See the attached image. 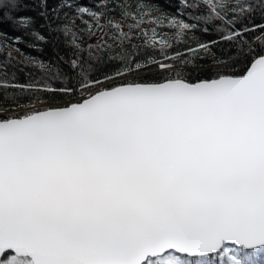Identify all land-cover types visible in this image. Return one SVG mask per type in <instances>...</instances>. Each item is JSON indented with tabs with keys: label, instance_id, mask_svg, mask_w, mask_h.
I'll use <instances>...</instances> for the list:
<instances>
[{
	"label": "snow or ice",
	"instance_id": "1",
	"mask_svg": "<svg viewBox=\"0 0 264 264\" xmlns=\"http://www.w3.org/2000/svg\"><path fill=\"white\" fill-rule=\"evenodd\" d=\"M33 3L47 35L18 0H0V28L70 55L24 56L27 82L0 59V264H264V0ZM184 13L218 38L191 46ZM84 14L104 32L87 55Z\"/></svg>",
	"mask_w": 264,
	"mask_h": 264
},
{
	"label": "trees",
	"instance_id": "2",
	"mask_svg": "<svg viewBox=\"0 0 264 264\" xmlns=\"http://www.w3.org/2000/svg\"><path fill=\"white\" fill-rule=\"evenodd\" d=\"M19 2V9L21 15L23 16H29V17H35V24L34 27L38 29L41 33L47 35V31L42 25L44 24L43 18L39 17L37 13L40 11V8L37 6V3H33V0H18ZM72 2L75 4H78L80 6L84 7H90L96 10L99 7V4H102L104 0H72ZM119 2V0H117ZM126 3H134L135 0H125ZM145 2L149 3L150 5L154 7H158L162 13L165 14H175V0H145ZM49 7H51L55 0H48ZM111 0H109V7H111ZM103 10V9H100ZM85 17V15H83ZM184 17L188 22H196L198 23V29L189 34V44L191 46H195V44L192 42L191 37L195 36L197 39H200L202 41H208L212 38H218V34L215 31V25H207L204 24L202 21L197 22L193 19V17L187 13H184ZM75 20V27L80 23L81 17H72ZM58 21L53 20V26ZM73 28V31L75 29ZM209 27V32L204 33L203 28ZM21 37V42H16V37ZM62 39L65 42L69 41V38L62 37ZM29 43L35 44V47H29ZM131 44L137 45V51L138 53L143 52H153L152 49L145 47V44L138 43V42H130ZM95 45V44H94ZM94 45H86L81 46V48L84 50V55H87V52L91 46ZM11 46L14 49L19 48L20 54H23L24 56H30L35 57L36 59L42 60L45 63L52 62L53 64L56 63L57 55L55 49H58L60 55H65L66 57L70 55L69 49L65 46V44H57L53 45L52 43H38L36 41H33L30 36L24 33L23 30L16 28L15 26H7L5 25L3 28H0V48L3 49V52L0 53V59L7 60V53L11 52V50L7 47ZM178 50L182 52H186V48L181 44L174 45ZM221 47H226V45H221ZM12 53V52H11ZM155 54V53H154ZM170 55L173 53H169ZM219 54V53H218ZM157 55V58L159 59V55ZM12 57L14 58L13 63L17 64V67L13 68L12 71L15 72L16 80L13 82H27L30 78L35 77L36 79L41 78V72L38 69H35L31 65H25L23 63L22 59H19L12 53ZM62 67H66V65H62ZM19 68H23V72L19 71ZM245 69L244 64H237L235 67H232L229 69V72L231 73H242ZM11 75V74H10ZM53 87H59L61 86V82L58 81H50ZM14 111H20V109H14Z\"/></svg>",
	"mask_w": 264,
	"mask_h": 264
},
{
	"label": "rangeland",
	"instance_id": "3",
	"mask_svg": "<svg viewBox=\"0 0 264 264\" xmlns=\"http://www.w3.org/2000/svg\"><path fill=\"white\" fill-rule=\"evenodd\" d=\"M85 17H82L80 20V23L78 25H76L74 31L77 33V42L81 45V46H86V45H94L97 42L103 43L104 41L101 40V37L104 36V32H101L99 29L96 28L95 26V22L90 20L89 16L87 14H84ZM110 15H114L113 13H109L106 12L105 17L102 18L100 20L101 24L106 23L107 18ZM115 18L120 19V17L117 15ZM87 20L89 21V24L92 27V31L95 32V35L92 36L89 34L88 32V25H86L84 23V21ZM130 21H125V23H129ZM165 25H167V22H165ZM155 26L151 20L148 21L147 24L143 25V27H145L147 30H150L151 27ZM127 30V28H125V31ZM158 31H162V32H167L168 35L171 37L174 35V31L170 28H168L167 26H161L160 28H158ZM105 40H107L108 43H112L111 40H108L107 36L104 37ZM145 41V37L141 34L140 36H134L131 42H138V43H144ZM11 52L18 57L19 59H22L24 61V55L20 54L19 52L16 51V49H14L11 46H7ZM37 107H39V105H37Z\"/></svg>",
	"mask_w": 264,
	"mask_h": 264
}]
</instances>
